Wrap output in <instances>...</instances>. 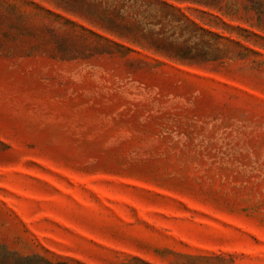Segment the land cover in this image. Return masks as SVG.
Returning a JSON list of instances; mask_svg holds the SVG:
<instances>
[{
	"label": "rangeland",
	"instance_id": "obj_1",
	"mask_svg": "<svg viewBox=\"0 0 264 264\" xmlns=\"http://www.w3.org/2000/svg\"><path fill=\"white\" fill-rule=\"evenodd\" d=\"M159 1L0 0V264H264V0Z\"/></svg>",
	"mask_w": 264,
	"mask_h": 264
},
{
	"label": "trees",
	"instance_id": "obj_2",
	"mask_svg": "<svg viewBox=\"0 0 264 264\" xmlns=\"http://www.w3.org/2000/svg\"><path fill=\"white\" fill-rule=\"evenodd\" d=\"M150 1L155 2L157 5H161V7L163 9H158L156 7H145L144 14H146L148 16L150 21H156V23L155 24L154 23H147L148 25L145 26V28H144L145 31H144V33H142L141 36L144 39H149L153 43H162L164 41V40H161V38H160L163 36L162 29L155 31V29H152V28L157 26V25H160L161 22H165V21H167L166 26H172L173 23H179L185 17L180 13L179 9H177L176 7H174L173 5H171L167 2H162L159 0H150ZM112 2L113 3H117V2L121 3L122 6L120 8H123L128 4H132V5H138L139 4L138 0H112ZM142 6L143 5H140V7H142ZM120 8H118L117 6H114V9L111 13H109V11L105 12L104 21L107 23L106 31L111 35L117 36L118 38H124V39L130 40V38H131L130 34H131L132 28L128 27L122 21L119 20L122 18V14H121L122 11ZM168 13L172 17L179 19V20L181 19V20L174 22L170 18V16L167 15ZM185 19H187V18H185ZM187 22H189L190 25L195 28L197 35H196V37H194V39L197 40L198 42H202L201 39L204 38V35H206V33L210 34L211 36L216 37V38H223L218 34H215V33L206 31L203 28H200L198 25H196L194 22L189 21L188 19H187ZM184 23H186V22H184ZM257 28H259V27L257 26ZM174 29L179 30L180 29L179 25H177V27H175ZM132 38H133L132 40H134V41H132L133 43L138 42V41H136L137 39H134L135 37H132ZM237 44H239V42ZM203 45H205V47L209 48V46H207L206 44H203ZM118 46H120V45H118ZM240 46L251 52V50H249L248 48H246L242 45H240ZM120 47H122V46H120ZM157 50H159V49H157ZM195 56H197V54L193 55L191 57V59L195 58ZM212 58H214V60H216V58H218V57H217V55H214V57H212ZM23 262H24V264H68L67 262L53 263V262H51V261H49L43 257H40L39 255H34L32 257H26L23 259Z\"/></svg>",
	"mask_w": 264,
	"mask_h": 264
}]
</instances>
